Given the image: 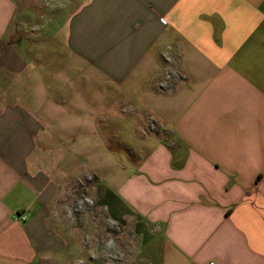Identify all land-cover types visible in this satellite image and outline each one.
Masks as SVG:
<instances>
[{
  "label": "crops",
  "instance_id": "obj_1",
  "mask_svg": "<svg viewBox=\"0 0 264 264\" xmlns=\"http://www.w3.org/2000/svg\"><path fill=\"white\" fill-rule=\"evenodd\" d=\"M78 3L59 45L0 0V264H73L77 195L144 261L264 264V0Z\"/></svg>",
  "mask_w": 264,
  "mask_h": 264
},
{
  "label": "rangeland",
  "instance_id": "obj_2",
  "mask_svg": "<svg viewBox=\"0 0 264 264\" xmlns=\"http://www.w3.org/2000/svg\"><path fill=\"white\" fill-rule=\"evenodd\" d=\"M16 4V14L13 24L18 23L23 31L33 35H39V38H45L52 34L60 45L65 39L66 21L79 5L77 0H14ZM28 30V31H27ZM44 45H48L45 43ZM166 75L172 78H178L175 70L167 69L162 80ZM159 90L163 91L159 88ZM81 199L87 200V203L80 211H75L76 202ZM94 201L86 195L75 196L72 200L67 199L65 209H63L65 219L71 224L79 223L76 228V241L78 253L73 264H156L154 260L147 258L144 261L138 254L141 246L139 240L131 234V229L122 228L115 225L106 217L98 218L93 216ZM153 250V247H151ZM151 250V253L153 254ZM155 258V254L151 255ZM143 259V260H142Z\"/></svg>",
  "mask_w": 264,
  "mask_h": 264
},
{
  "label": "built area",
  "instance_id": "obj_3",
  "mask_svg": "<svg viewBox=\"0 0 264 264\" xmlns=\"http://www.w3.org/2000/svg\"><path fill=\"white\" fill-rule=\"evenodd\" d=\"M171 84H172V78L169 77V75H166L165 78L162 80V82L159 84V88L162 90H169L171 88ZM87 203V200L85 199H81L78 202H76L75 211H80L83 206H85Z\"/></svg>",
  "mask_w": 264,
  "mask_h": 264
}]
</instances>
